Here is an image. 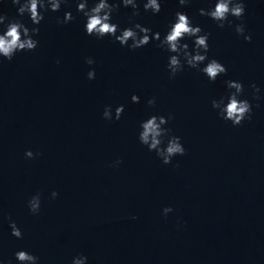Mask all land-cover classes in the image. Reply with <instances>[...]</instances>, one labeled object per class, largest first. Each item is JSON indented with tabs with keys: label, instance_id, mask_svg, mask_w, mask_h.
Here are the masks:
<instances>
[{
	"label": "water",
	"instance_id": "95a60500",
	"mask_svg": "<svg viewBox=\"0 0 264 264\" xmlns=\"http://www.w3.org/2000/svg\"><path fill=\"white\" fill-rule=\"evenodd\" d=\"M145 2L137 0L136 16L120 4L111 22L120 29L139 23L163 38L175 13H186L209 34L208 58L227 73L213 82L185 64L173 78L172 53L159 41L133 50L87 35L77 0L42 9L39 25L0 0L9 20L39 28L34 50L0 57V264H19L20 250L37 264H72L80 255L86 264H264V0H244L243 17L229 16L232 25L223 28L199 14L216 0H160L158 14ZM66 12L74 19L58 22ZM182 43L194 47L193 38ZM228 80L243 84L240 99L252 105L251 119L238 126L212 107L234 91ZM120 105L119 120L104 119L105 107L114 117ZM151 115H171L165 127L186 150L169 164L139 140ZM37 194L40 211L32 214L28 201ZM166 207L172 211L164 214ZM10 220L22 238L11 235Z\"/></svg>",
	"mask_w": 264,
	"mask_h": 264
},
{
	"label": "clouds",
	"instance_id": "9594fccd",
	"mask_svg": "<svg viewBox=\"0 0 264 264\" xmlns=\"http://www.w3.org/2000/svg\"><path fill=\"white\" fill-rule=\"evenodd\" d=\"M62 2L66 0H11L13 5H19L17 12L19 16L29 15L31 22L34 25H39L44 16L41 12L51 10L53 12L59 11ZM181 6H186L190 0H178ZM122 4L124 7H131L133 16L139 15L137 0H119V3H109V0H96L94 6L88 7V0H77V11L86 17V34L89 36H96L98 39L104 36L114 37L121 46H128L130 49H138L152 40L159 41L157 47L165 48L172 55L168 58V69L171 77H175L178 72L184 70L185 64L193 69L203 72L210 81H215L218 76L226 74V67L216 59H209V34L203 33L199 26H193L192 20L186 13L177 11L175 13V22L170 24L166 35L161 38L159 32L152 33L151 28L135 23L131 27L120 29L115 23H112V13L117 11ZM145 11L150 10L153 14H158L161 11L160 0H146L144 3ZM245 13L244 0H216L214 7L208 9L200 8L199 14L201 16H208L214 21L218 22V26L223 28L225 22L229 26L232 21L228 19L229 16L240 19ZM74 19L71 12L64 14L61 23H68ZM0 26L4 30H0V57L11 61L14 55L19 51H32L37 45L38 41L33 37L39 34L38 27L29 28L19 19L9 20L8 16L0 12ZM235 31L238 35L244 37L246 41L251 40L250 35H245V29L242 24L235 25ZM119 32V34H117ZM185 37L193 38L194 47L190 50L187 43H182ZM129 41L131 43L129 44ZM207 63L204 67L201 64ZM2 62V61H0ZM88 64H93L94 61L88 58ZM89 79L95 78V70H90L88 73ZM230 91L226 97L222 96L218 100L212 101L213 109L218 110L220 118L231 121L233 126L240 125L245 119H251L252 105L247 99H240L244 92V86L239 81L228 80L225 81ZM255 93H259L260 89L255 85H251ZM258 95H254V99H259ZM133 103H139V97L133 95L131 97ZM155 98L148 100L149 106H155ZM124 111V106L120 105L115 109V116L113 117L110 106L105 107L103 117L106 120L113 118L119 120ZM172 116H158L151 115L140 124L141 131L139 132L140 142L148 147L149 151H155L156 155L162 160L164 164H169L172 158L177 155H184L185 148L180 142V137L171 134V129L165 127ZM166 141V144H165ZM26 157L34 158L32 151L25 153ZM121 163L117 160L116 164ZM58 195L55 191L52 192V197ZM40 195L37 194L28 201V207L32 214H37L40 211ZM170 207L163 209L164 214L171 212ZM10 219V218H9ZM136 219V217H133ZM11 235L16 238H22V232L17 227L14 221L10 220ZM15 259L19 264H37L38 257L30 254L27 251L20 250L15 253ZM87 257L80 255L74 257L72 264H86ZM10 264V262H9Z\"/></svg>",
	"mask_w": 264,
	"mask_h": 264
}]
</instances>
